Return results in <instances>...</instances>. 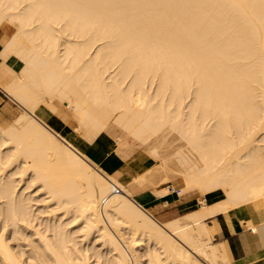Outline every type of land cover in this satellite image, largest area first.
I'll return each instance as SVG.
<instances>
[{
  "label": "bare ground",
  "instance_id": "obj_1",
  "mask_svg": "<svg viewBox=\"0 0 264 264\" xmlns=\"http://www.w3.org/2000/svg\"><path fill=\"white\" fill-rule=\"evenodd\" d=\"M0 29V264H232L216 217L264 221V0H0ZM147 189L197 207L159 222Z\"/></svg>",
  "mask_w": 264,
  "mask_h": 264
},
{
  "label": "crops",
  "instance_id": "obj_2",
  "mask_svg": "<svg viewBox=\"0 0 264 264\" xmlns=\"http://www.w3.org/2000/svg\"><path fill=\"white\" fill-rule=\"evenodd\" d=\"M2 35L3 30L0 29V50L2 48ZM5 65L9 67V64ZM6 98H8L7 95L0 88V120H9ZM73 142L78 146L80 145L79 140L74 139ZM82 151L108 173L116 174L119 172L121 179L123 177L131 178L135 175V169L130 163L114 152L110 140L101 145H86L82 147ZM111 162L116 164V167ZM133 198L159 222L181 217L197 207L195 196L179 194L176 189L171 190L164 197L156 196L147 189L139 194L134 193ZM248 218V214L242 209H232L226 216L218 215L216 217L220 224V231L213 236V239L221 240L223 237L222 241L228 245L232 264H264V221L257 223L254 228H250L246 225Z\"/></svg>",
  "mask_w": 264,
  "mask_h": 264
},
{
  "label": "rangeland",
  "instance_id": "obj_3",
  "mask_svg": "<svg viewBox=\"0 0 264 264\" xmlns=\"http://www.w3.org/2000/svg\"><path fill=\"white\" fill-rule=\"evenodd\" d=\"M7 29V30H6ZM3 30L5 31V37L6 36H10V34L13 32V28L11 27V26H8V25H6L4 28H3ZM3 37V36H2ZM7 37V38H8ZM9 68H11V67H9ZM12 70H15L14 68H11ZM6 100H7V102H8V105H7V112H8V118H9V120H0V122L2 123V124H9V123H11V122H13V120L15 119V117L19 114V112L21 111V109L19 108V107H17V104L15 103V102H13L11 99H9V98H6ZM53 124H54V126L56 127V128H58V130H63V131H65L67 128V130H69V134H68V138H73V139H76L77 141L79 140L77 137H78V134L76 133V132H74L73 131V128H70V126H67L66 124H64V123H62V122H60V121H58V120H56V121H54L53 122ZM60 124H62V125H60ZM66 135H67V133H65ZM106 142H108L107 140H103V144L104 143H106ZM110 142H111V147H112V149H115V141L113 140V139H110ZM113 142V143H112ZM170 185L172 186V187H174V188H177V187H179L180 185H181V182L179 181V179H174V180H172L171 182H170ZM179 194H187V195H193V196H195L196 197V202H197V197H199V194H198V192L196 191V190H183V191H179L178 192ZM220 197H222V195L219 193V194H217L216 196H213V195H206V201L207 202H210V201H212V200H215V199H218V198H220ZM77 223V222H76ZM80 223V222H79ZM78 223V225H80L81 226V224H79ZM36 236L35 235H32L30 238H28V240H32V238H33V240L35 241V242H37L35 239ZM213 240H215V239H213ZM216 241V240H215ZM93 258H95V256L94 257H92V259Z\"/></svg>",
  "mask_w": 264,
  "mask_h": 264
}]
</instances>
